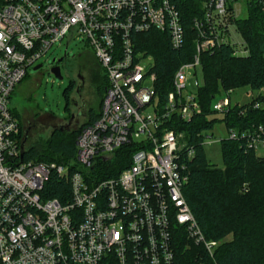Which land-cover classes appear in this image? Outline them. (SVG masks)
I'll list each match as a JSON object with an SVG mask.
<instances>
[{
	"label": "built area",
	"instance_id": "2783aa9c",
	"mask_svg": "<svg viewBox=\"0 0 264 264\" xmlns=\"http://www.w3.org/2000/svg\"><path fill=\"white\" fill-rule=\"evenodd\" d=\"M191 1L193 56L175 70L162 102L155 61L135 36L157 31L184 48V0H0V264H211L219 243L206 240L184 195L183 161L195 149L170 122L202 113L188 88L203 84V54L227 46L249 55L238 21L251 9L264 14V0ZM64 39L90 48L104 73L99 117L78 126L73 162L24 160L28 146L11 96ZM231 92L215 113L229 111ZM229 132L216 141L264 148L263 126ZM203 136L204 146L210 137ZM128 155L129 164L109 174ZM53 172L71 187L65 204L43 196ZM181 242L185 252L203 248L199 262L179 252Z\"/></svg>",
	"mask_w": 264,
	"mask_h": 264
},
{
	"label": "trees",
	"instance_id": "16d2710c",
	"mask_svg": "<svg viewBox=\"0 0 264 264\" xmlns=\"http://www.w3.org/2000/svg\"><path fill=\"white\" fill-rule=\"evenodd\" d=\"M191 3V0L181 3L188 32L184 48H172L169 36L157 31L135 36L140 48L155 61L157 88L162 102L167 92L172 90L171 79L175 70L193 56L191 21L195 11L191 9ZM238 28L248 45L249 55L234 56L233 49L227 46L213 54H203L200 70L203 84L197 90L202 113L190 122L178 118L170 122L172 128L176 127L178 132L183 133L187 146L195 149L194 157L183 161L188 176L184 195L206 240L219 243L214 258L210 259L211 264H264V157L247 149L243 142L225 140L220 143L223 168H219L207 159L203 146V133L215 124V120L209 118L215 113L212 101L221 95L222 90L227 92L249 87L252 91H260L264 88V14L251 9L248 18L238 21ZM71 90L72 84L63 93L67 111ZM256 103L261 107L255 109L253 105ZM14 112L19 120L17 112ZM88 115V123H93L98 119L99 111L94 113L90 110ZM224 116L230 129L245 131L264 127V95H257L247 104L231 106ZM78 133L79 129L69 132L54 130L45 145H30L23 158L49 164L71 163L76 158ZM129 162L128 155L124 164L114 166L109 174H117ZM43 196L46 199L56 198L65 204L71 198L69 182L51 173ZM228 236L232 238L226 241ZM185 250L181 242L179 252L184 253L187 260L194 256L193 259L199 262L196 251L204 254L201 246L194 247L191 252ZM205 262L209 263L207 258Z\"/></svg>",
	"mask_w": 264,
	"mask_h": 264
},
{
	"label": "rangeland",
	"instance_id": "374dc122",
	"mask_svg": "<svg viewBox=\"0 0 264 264\" xmlns=\"http://www.w3.org/2000/svg\"><path fill=\"white\" fill-rule=\"evenodd\" d=\"M246 15L244 10L240 17L245 18ZM54 59L63 60L62 80L50 71ZM39 64H42L39 70H34L37 65L28 69V76L15 88L10 101V108L19 116L28 147L45 145L54 130L69 132L78 129V126L85 122L84 114L89 113L90 110L98 113L104 94V73L94 53L76 39H64L60 44L52 47ZM79 76L84 79V85L78 91L79 84L83 82ZM199 82H201L200 77ZM70 84L73 88L69 93L67 111L63 93ZM191 86L188 90L195 93L197 91L195 81L191 82ZM221 92L220 96L213 99L212 106L226 96L225 91ZM259 94L264 95V88L260 91H252L249 87L239 88L230 94L231 106L247 104ZM209 118L215 120V124L206 132L210 138L204 145V152L211 164L223 168L222 147L216 140L229 138L231 129L224 121V114L213 113ZM256 154L264 157V148H258ZM231 238L232 236H228L225 240L229 241Z\"/></svg>",
	"mask_w": 264,
	"mask_h": 264
},
{
	"label": "water",
	"instance_id": "95a60500",
	"mask_svg": "<svg viewBox=\"0 0 264 264\" xmlns=\"http://www.w3.org/2000/svg\"><path fill=\"white\" fill-rule=\"evenodd\" d=\"M55 61H56V59L53 60V62H55ZM58 61L61 62L62 59H59ZM41 68H42V64H39V65H37V66L34 68V70L36 71V70H39V69H41ZM50 71H51V73L54 74L58 79L62 80L61 69H60L59 67H52ZM79 78H80L81 81L83 80L82 77L79 76Z\"/></svg>",
	"mask_w": 264,
	"mask_h": 264
},
{
	"label": "flooded vegetation",
	"instance_id": "af4514ba",
	"mask_svg": "<svg viewBox=\"0 0 264 264\" xmlns=\"http://www.w3.org/2000/svg\"><path fill=\"white\" fill-rule=\"evenodd\" d=\"M63 60L61 62L58 61V59H56V61L54 62V65L52 67H59L61 69V64H62ZM83 82L81 83V85L79 84V87H78V91L82 89V85H84V79L82 80ZM78 85V82L76 83ZM73 85H74V82H73ZM73 85H72V88H73ZM85 115V118H88V113L87 114H84Z\"/></svg>",
	"mask_w": 264,
	"mask_h": 264
}]
</instances>
